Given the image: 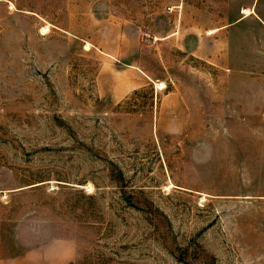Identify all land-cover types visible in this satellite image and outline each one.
Listing matches in <instances>:
<instances>
[{"label": "rangeland", "instance_id": "374dc122", "mask_svg": "<svg viewBox=\"0 0 264 264\" xmlns=\"http://www.w3.org/2000/svg\"><path fill=\"white\" fill-rule=\"evenodd\" d=\"M15 9L0 264H264V0Z\"/></svg>", "mask_w": 264, "mask_h": 264}, {"label": "crops", "instance_id": "0c3cea01", "mask_svg": "<svg viewBox=\"0 0 264 264\" xmlns=\"http://www.w3.org/2000/svg\"><path fill=\"white\" fill-rule=\"evenodd\" d=\"M18 0H0V22L7 20V18L13 14V10H16L15 7L17 5ZM24 264H27V261L30 262L28 257H24ZM34 264H38V260L34 261ZM43 264H53L52 260H44Z\"/></svg>", "mask_w": 264, "mask_h": 264}]
</instances>
